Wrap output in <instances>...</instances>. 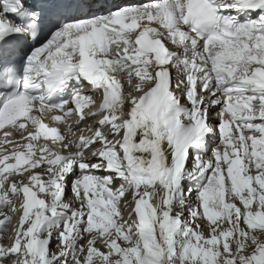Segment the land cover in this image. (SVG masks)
Listing matches in <instances>:
<instances>
[{
  "label": "snow or ice",
  "instance_id": "snow-or-ice-1",
  "mask_svg": "<svg viewBox=\"0 0 264 264\" xmlns=\"http://www.w3.org/2000/svg\"><path fill=\"white\" fill-rule=\"evenodd\" d=\"M8 125L0 264H264V0H0Z\"/></svg>",
  "mask_w": 264,
  "mask_h": 264
},
{
  "label": "bare ground",
  "instance_id": "bare-ground-1",
  "mask_svg": "<svg viewBox=\"0 0 264 264\" xmlns=\"http://www.w3.org/2000/svg\"><path fill=\"white\" fill-rule=\"evenodd\" d=\"M173 72H175V69H173ZM94 98H95V97H93V99H94ZM93 101H94V100H93ZM182 102H186V101H184V100L182 99ZM98 103H99V101H98ZM90 104H92V107H94V108H95V106H96V107L98 106V104H94V103H90ZM93 104H94V105H93ZM218 110H219V109H217V111H218ZM89 111H90V110H84V112H85L86 115L89 113ZM92 111H95V110H92ZM213 114H215V113H213ZM37 115H38V114H37ZM51 115H53V114H51ZM53 116H55V115H53ZM100 119H102L101 116H96L94 120L90 121L92 127H91V128H90V127H87V126L82 127L80 130H78V131H76V132L74 133V135H75L76 133H78V135L75 136V137H79V135H81V133H83V134L86 135V136H90V135H92L93 132H94V130H95V124H96V122L99 121ZM74 122H75L74 119H72V120H70V121L68 120V124H71V123H74ZM45 123H48L49 126H51V127H62V122L54 121V120H52L50 117H46V118H45ZM82 123H83V122H82ZM16 126L18 127V125H16ZM12 127H14V126H12ZM26 127L29 128V129H31L32 126H31V122H30V121L26 124ZM25 135H26V133H25ZM13 138H16V139L18 140V137H16V134H15V133H12V135L9 137L10 140L13 139ZM41 140H43V138H41ZM3 141H4V134L0 135V142H3ZM25 142H26V141H25ZM34 143H35V142H34ZM56 144H57V146L60 145V141H59L58 138L56 139ZM3 147L6 148V149H8L9 151L11 150V145H9V144H3ZM2 154H3V153L0 152V155H2ZM9 162H14V161H13V160H10ZM68 195L71 196L72 193H68ZM125 195H127V193H126ZM3 211H4V212H7L8 209L5 208V209H3ZM0 218H3V217L0 216Z\"/></svg>",
  "mask_w": 264,
  "mask_h": 264
},
{
  "label": "rangeland",
  "instance_id": "rangeland-1",
  "mask_svg": "<svg viewBox=\"0 0 264 264\" xmlns=\"http://www.w3.org/2000/svg\"><path fill=\"white\" fill-rule=\"evenodd\" d=\"M5 243H7V241H5ZM54 247V246H53Z\"/></svg>",
  "mask_w": 264,
  "mask_h": 264
}]
</instances>
